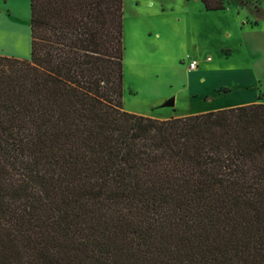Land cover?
<instances>
[{
    "label": "trees",
    "instance_id": "1",
    "mask_svg": "<svg viewBox=\"0 0 264 264\" xmlns=\"http://www.w3.org/2000/svg\"><path fill=\"white\" fill-rule=\"evenodd\" d=\"M122 3L30 0L0 54V264H264V102L123 109Z\"/></svg>",
    "mask_w": 264,
    "mask_h": 264
},
{
    "label": "rangeland",
    "instance_id": "2",
    "mask_svg": "<svg viewBox=\"0 0 264 264\" xmlns=\"http://www.w3.org/2000/svg\"><path fill=\"white\" fill-rule=\"evenodd\" d=\"M122 1L123 109L165 119L264 102V0ZM29 3L0 0V53L29 57Z\"/></svg>",
    "mask_w": 264,
    "mask_h": 264
},
{
    "label": "crops",
    "instance_id": "3",
    "mask_svg": "<svg viewBox=\"0 0 264 264\" xmlns=\"http://www.w3.org/2000/svg\"><path fill=\"white\" fill-rule=\"evenodd\" d=\"M207 28H208V27H207ZM203 34H204V35L207 34V36L211 39V38H212V29H211V28H210V29H205ZM205 37H206V35H205ZM201 46H202V48L204 49L206 46H208V43H207V42H206V43H203ZM18 52H19V51H18ZM20 53H23V52H20ZM0 54H5V53H0ZM6 55H10V54H6ZM13 56H15V55H13ZM18 57H19V56H18ZM197 68H198V65H197V67H196L195 69H193V70H194V71H195V70H198L199 68H198V69H197ZM188 71H189V70H188ZM203 71H204V70H201V71H200V74L203 73ZM189 72H190V71H189Z\"/></svg>",
    "mask_w": 264,
    "mask_h": 264
},
{
    "label": "built area",
    "instance_id": "4",
    "mask_svg": "<svg viewBox=\"0 0 264 264\" xmlns=\"http://www.w3.org/2000/svg\"><path fill=\"white\" fill-rule=\"evenodd\" d=\"M198 65V62L196 59H191L189 62H188V70H193L197 67Z\"/></svg>",
    "mask_w": 264,
    "mask_h": 264
},
{
    "label": "bare ground",
    "instance_id": "5",
    "mask_svg": "<svg viewBox=\"0 0 264 264\" xmlns=\"http://www.w3.org/2000/svg\"><path fill=\"white\" fill-rule=\"evenodd\" d=\"M7 28H8V27H7ZM5 32H6V31H5ZM12 32H14V31H13V30H11L9 33H12ZM9 33H8V32H6V38H8V37H9V36H8V35H9ZM11 36L13 37V39H14V40H16V41L18 40V39H17V35H14V33L10 34V37H11Z\"/></svg>",
    "mask_w": 264,
    "mask_h": 264
},
{
    "label": "water",
    "instance_id": "6",
    "mask_svg": "<svg viewBox=\"0 0 264 264\" xmlns=\"http://www.w3.org/2000/svg\"><path fill=\"white\" fill-rule=\"evenodd\" d=\"M172 103L173 104V98H171L169 101H167L165 104Z\"/></svg>",
    "mask_w": 264,
    "mask_h": 264
}]
</instances>
